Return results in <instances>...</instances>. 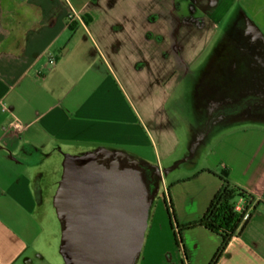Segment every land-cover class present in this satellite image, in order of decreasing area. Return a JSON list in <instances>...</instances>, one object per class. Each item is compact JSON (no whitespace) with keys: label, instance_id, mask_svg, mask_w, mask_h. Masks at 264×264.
<instances>
[{"label":"crops","instance_id":"1","mask_svg":"<svg viewBox=\"0 0 264 264\" xmlns=\"http://www.w3.org/2000/svg\"><path fill=\"white\" fill-rule=\"evenodd\" d=\"M0 102V264H65L48 219L67 154L123 156L152 195L145 133L179 225L204 215L222 173L254 196L214 264H264V0H0ZM182 238L189 264H210L221 244L203 227Z\"/></svg>","mask_w":264,"mask_h":264},{"label":"water","instance_id":"2","mask_svg":"<svg viewBox=\"0 0 264 264\" xmlns=\"http://www.w3.org/2000/svg\"><path fill=\"white\" fill-rule=\"evenodd\" d=\"M120 159L103 149L65 155L54 195L65 264H136L151 196L141 169Z\"/></svg>","mask_w":264,"mask_h":264},{"label":"rangeland","instance_id":"3","mask_svg":"<svg viewBox=\"0 0 264 264\" xmlns=\"http://www.w3.org/2000/svg\"><path fill=\"white\" fill-rule=\"evenodd\" d=\"M63 4L66 6L68 2L72 3L75 7H79V5L84 4L89 0H61ZM73 10L69 11V14H72ZM70 20V19H68ZM110 89V97L118 102V104H128L129 98L124 91L118 92V90L113 88L112 84H109ZM180 94V93H179ZM176 95V94H175ZM176 98V97H175ZM178 99V98H177ZM136 103V102H135ZM137 105V103H136ZM140 106V105H139ZM147 105L142 104V108H146ZM181 107L175 105L174 102L168 103L166 107H164V112H167L171 122L173 123L177 133L180 138L182 135V121L180 114L177 113V110L180 111ZM140 109V108H139ZM217 117V110L214 112ZM212 115L206 118L204 122L201 123L198 131L205 132L215 125V118ZM150 139L147 133L142 136L143 146L140 148H136L137 151L148 157L150 163L156 168V177H157V187L151 195V203L148 214V222L147 228L144 235V242L141 252L138 255L136 264H182V260L184 258L183 252L181 248L176 243L175 236L179 237L178 230L175 227L171 226V219L168 215L165 201H164V192L166 183V175L163 170H159L156 160L154 158V154L152 153L151 147L147 144L146 140ZM151 140V139H150ZM64 161V157L62 158V163ZM63 169V168H62ZM62 174V171H61ZM60 180V178H59ZM58 180V182H59ZM58 184L54 190L53 197H51L50 202V210L52 218L48 219V224L56 230L57 234L60 236V244L62 237V224L60 219L57 216L56 209L54 206V195ZM59 244V249H60ZM47 257H49V253H47Z\"/></svg>","mask_w":264,"mask_h":264},{"label":"trees","instance_id":"4","mask_svg":"<svg viewBox=\"0 0 264 264\" xmlns=\"http://www.w3.org/2000/svg\"><path fill=\"white\" fill-rule=\"evenodd\" d=\"M219 178L221 179L220 188L211 199L204 215L196 221L179 225L175 217L170 195L168 194V200L164 199L168 215L171 219V226L178 230L179 237L176 235L175 238L177 245L181 248L184 255L182 264H189L182 238L183 231L203 227L221 238L220 247L210 263L214 264L229 241L243 229L248 221L251 212H249L247 217L246 212L250 210L254 196L228 180L226 173L219 175ZM240 198L244 200V210L237 211L236 204Z\"/></svg>","mask_w":264,"mask_h":264},{"label":"built area","instance_id":"5","mask_svg":"<svg viewBox=\"0 0 264 264\" xmlns=\"http://www.w3.org/2000/svg\"><path fill=\"white\" fill-rule=\"evenodd\" d=\"M77 17V13L73 12L72 14H69L68 18L70 20H73L74 18ZM50 62L51 63H54L55 62V59L54 58H51L50 59ZM10 115V111L7 107V105L4 103V102H0V120L2 119H7ZM17 128L18 129H21L23 127L22 124L20 123H17ZM236 210L237 211H242L244 210V200L242 198L239 199L238 203L236 204ZM249 215V211L246 212V217Z\"/></svg>","mask_w":264,"mask_h":264},{"label":"flooded vegetation","instance_id":"6","mask_svg":"<svg viewBox=\"0 0 264 264\" xmlns=\"http://www.w3.org/2000/svg\"><path fill=\"white\" fill-rule=\"evenodd\" d=\"M120 162H121V164H126L128 161L126 160V159H120ZM142 171V170H141ZM142 173H143V178H144V181H145V183H146V185H147V187H148V189H149V192L151 193V188H150V186H149V183H148V180H147V178H146V175H145V173L142 171ZM150 196H151V194H150Z\"/></svg>","mask_w":264,"mask_h":264}]
</instances>
